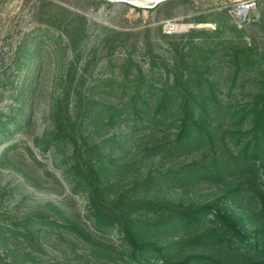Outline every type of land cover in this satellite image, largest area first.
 <instances>
[{
    "label": "trees",
    "instance_id": "obj_1",
    "mask_svg": "<svg viewBox=\"0 0 264 264\" xmlns=\"http://www.w3.org/2000/svg\"><path fill=\"white\" fill-rule=\"evenodd\" d=\"M222 29L219 22L212 37L191 30L202 38L190 57L167 58L174 73L164 65L163 82L137 78L126 99L93 96L112 89L115 79L85 88L83 70L69 66L66 85L44 116L36 143L52 153L67 188L85 202L92 228L119 238L124 264H264V87L242 105L219 97L218 81L209 75L217 67L210 60L225 42ZM37 51L20 46L14 54L19 67L21 54L31 59ZM232 56L235 68L255 63L250 48ZM126 83L121 78L115 89L124 91ZM23 94L15 99L18 116L0 114V141L31 126L36 102L27 105ZM194 150L195 157L182 156ZM200 181L223 184L206 204L173 198V189L188 192ZM25 222L24 234L33 240L40 228L31 225L79 230L40 213ZM108 247L102 242L91 249L102 254Z\"/></svg>",
    "mask_w": 264,
    "mask_h": 264
},
{
    "label": "rangeland",
    "instance_id": "obj_2",
    "mask_svg": "<svg viewBox=\"0 0 264 264\" xmlns=\"http://www.w3.org/2000/svg\"><path fill=\"white\" fill-rule=\"evenodd\" d=\"M243 5L249 6L248 18L239 26ZM219 22L225 42L210 60L217 67L209 76L218 81L219 97L242 105L264 87V0H0V114H20L15 99L21 92L27 105L36 102L31 126L0 141V264H124L119 238L92 228L85 202L67 188L52 153L36 143L46 128L44 116L64 89L69 66L83 70L85 88L100 78L115 79L112 89L94 90L93 96L126 99L137 78L163 82L164 65L173 74L167 58L190 57L188 51L202 38L191 30L204 29L212 37ZM22 45L38 53L31 59L21 54L19 67L14 54ZM248 48L255 63L235 68L232 53ZM123 77L126 89L116 90ZM231 181L232 176L224 178ZM218 183L223 184L200 181L188 192L171 194L202 205L214 198ZM36 213L70 221L79 230L31 225L40 228L33 240L24 234V224ZM102 242L108 251L91 249Z\"/></svg>",
    "mask_w": 264,
    "mask_h": 264
},
{
    "label": "built area",
    "instance_id": "obj_3",
    "mask_svg": "<svg viewBox=\"0 0 264 264\" xmlns=\"http://www.w3.org/2000/svg\"><path fill=\"white\" fill-rule=\"evenodd\" d=\"M248 9L249 6L243 5L241 6V8H239L238 12H237V22L239 24V26H242L244 22H246L247 18H248Z\"/></svg>",
    "mask_w": 264,
    "mask_h": 264
}]
</instances>
